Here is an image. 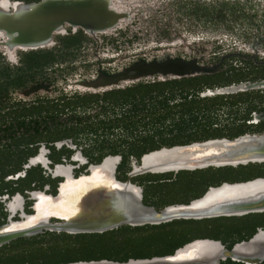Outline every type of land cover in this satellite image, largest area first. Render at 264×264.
I'll list each match as a JSON object with an SVG mask.
<instances>
[{
    "label": "flooded vegetation",
    "instance_id": "af4514ba",
    "mask_svg": "<svg viewBox=\"0 0 264 264\" xmlns=\"http://www.w3.org/2000/svg\"><path fill=\"white\" fill-rule=\"evenodd\" d=\"M123 4L129 18L114 29L88 34L66 27L53 34L52 44L36 49L9 51L0 45V226L33 217L39 204L56 197L68 179L89 174L90 165L109 156L100 157V147L113 137L109 131L117 132L129 116H181L182 103L187 104L182 98L193 99L195 94L216 103L220 128L264 132V87L208 94L264 82V0H123ZM166 59L196 68L180 78L154 75L92 85L140 61ZM133 162L138 161L131 158ZM41 212L48 224L64 222L50 216L48 209ZM222 217L226 218L205 222L217 224L216 237L196 239L219 241L226 250L255 236L264 242V212ZM126 226L132 228L115 236L97 234L121 226L104 232L43 228L0 245V259L6 264L123 263L170 255L179 248L173 241V221ZM215 264H264V259L246 263L224 258Z\"/></svg>",
    "mask_w": 264,
    "mask_h": 264
},
{
    "label": "water",
    "instance_id": "95a60500",
    "mask_svg": "<svg viewBox=\"0 0 264 264\" xmlns=\"http://www.w3.org/2000/svg\"><path fill=\"white\" fill-rule=\"evenodd\" d=\"M123 0H38L10 2L0 0V45L9 51L36 49L52 44V36L82 29L96 34L114 29L129 18ZM196 67L183 60L166 59L150 63L140 61L130 69L95 83L104 87L144 76L161 79L180 78ZM264 87V82L240 84L208 94L232 93ZM121 155H109L89 166V174L68 179L56 197L39 204L38 212L21 223L0 226V245L21 236L41 232L43 228L68 232H104L122 225H157L174 220H201L222 216H241L264 212V177L246 181L223 182L209 187L188 203L167 205L160 210L143 202L142 187L131 178L146 174L193 171L208 167H225L264 162V132L242 134L234 138H213L184 145L161 147L144 153L131 164L125 180L116 177ZM64 222L51 225L42 211ZM231 258L246 263L264 259V242L260 236L236 244L231 250L219 241L196 239L177 248L172 254L150 259L114 262L110 260L77 261L67 264H215Z\"/></svg>",
    "mask_w": 264,
    "mask_h": 264
},
{
    "label": "trees",
    "instance_id": "16d2710c",
    "mask_svg": "<svg viewBox=\"0 0 264 264\" xmlns=\"http://www.w3.org/2000/svg\"><path fill=\"white\" fill-rule=\"evenodd\" d=\"M192 98H182V101L187 102V104L182 103L183 106L181 107L185 108L181 111V116L176 115L179 113L133 115L124 120L121 129H118L117 132L109 131V135L113 134V137L107 144L104 143L100 147V157L106 155L122 156L118 168L120 173L117 172L116 174L117 179L122 181L126 179V173L131 170V158L139 161L140 157L149 151L213 138H234L246 132L237 126L220 128L216 103L207 97L197 99L195 94ZM256 177H264V162L235 167L183 170L177 173H146L131 178V181L142 187L144 204L160 210L170 204L188 203L200 197L211 186H217L223 182L246 181ZM225 218L174 220L176 238L173 241L175 247H181L180 245H184V242L191 239L206 236L216 237L217 224L205 222L212 223ZM130 228L132 227L124 225L119 229L97 235L125 234V230ZM0 262L7 263L2 258Z\"/></svg>",
    "mask_w": 264,
    "mask_h": 264
}]
</instances>
